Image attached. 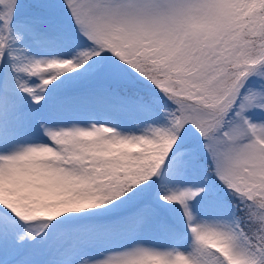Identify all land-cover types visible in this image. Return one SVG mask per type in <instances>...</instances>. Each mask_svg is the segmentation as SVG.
I'll return each mask as SVG.
<instances>
[{
    "label": "snow or ice",
    "instance_id": "6c2138e0",
    "mask_svg": "<svg viewBox=\"0 0 264 264\" xmlns=\"http://www.w3.org/2000/svg\"><path fill=\"white\" fill-rule=\"evenodd\" d=\"M0 264H264V0H0Z\"/></svg>",
    "mask_w": 264,
    "mask_h": 264
}]
</instances>
